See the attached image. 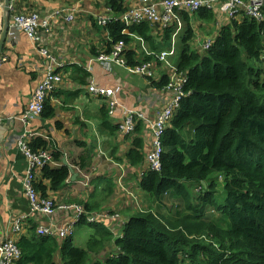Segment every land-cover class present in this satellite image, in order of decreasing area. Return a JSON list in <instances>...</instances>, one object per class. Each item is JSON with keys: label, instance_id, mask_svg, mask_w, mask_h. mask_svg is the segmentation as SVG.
Segmentation results:
<instances>
[{"label": "trees", "instance_id": "1", "mask_svg": "<svg viewBox=\"0 0 264 264\" xmlns=\"http://www.w3.org/2000/svg\"><path fill=\"white\" fill-rule=\"evenodd\" d=\"M125 2L108 0V7L122 16ZM20 5L16 3V12L23 11ZM33 10L34 6L28 8ZM216 20L217 13L206 9L183 15L175 64L178 73L187 75L186 96L164 132L160 171L145 167L151 138L144 133L143 121L137 125L134 148L127 159L132 170L146 169L143 177L134 175L133 188L140 191L148 211L131 215L118 239L106 227L89 226L82 218L78 227L94 228L84 248L76 245L75 237L57 240L39 236L37 226L45 219L35 214L16 240L21 251L17 264H59L57 260L60 264H264V66L260 61L264 21L245 17L225 22L218 30ZM211 25L218 33L209 29ZM104 29L110 40L105 38L93 55L110 54L116 44L125 42L127 65L154 62L156 75L149 81L159 92L166 89L173 72L148 56L140 40L150 52L159 53L171 46L175 26L163 29L143 22L127 27L113 22ZM200 36L202 43L213 38L210 49L199 45ZM8 52L5 49L4 54ZM72 69L84 83L87 73L80 67ZM55 117L49 98L41 119ZM102 122L104 132L117 134L106 107ZM56 128L63 129V124L57 122ZM29 145L33 152L48 148L43 138ZM87 160L90 157L80 159L81 169L89 166ZM39 174L36 189L58 202L71 177L70 168L47 165ZM190 183L201 189L193 193L188 189ZM100 184L102 181L97 190ZM112 186L106 188L109 194ZM219 193L221 201L216 197ZM166 197L173 206H165ZM90 205L86 206L89 212L99 209ZM214 212L219 215L210 218ZM111 243L119 252L100 260Z\"/></svg>", "mask_w": 264, "mask_h": 264}, {"label": "crops", "instance_id": "2", "mask_svg": "<svg viewBox=\"0 0 264 264\" xmlns=\"http://www.w3.org/2000/svg\"><path fill=\"white\" fill-rule=\"evenodd\" d=\"M17 3L21 4L22 12L28 11L30 6L43 13H50L59 6L75 9L76 23L68 25L62 21L54 22L51 33L43 32L49 48L55 55L69 62L62 74L63 84L49 97L56 109V117L52 120L43 121L41 117L34 116L26 122L22 121L45 71L44 60L24 34L15 44L6 45L9 60L2 68L0 89V117L4 119L0 131V242L6 238L17 240L18 236L13 233L12 225L17 219L26 218L24 225L31 219L28 218L30 205L23 187V178L30 164L19 147L22 137L25 136L29 144L36 138H43L48 143L47 149L55 156L49 166L59 169L64 167L66 161L69 168L77 174L75 180L71 178L67 181L59 196V204L78 201L85 207L91 204L90 206L99 209L104 206L116 209L122 203L119 191L116 193L117 179L121 171L125 168L129 173L127 180L131 178L133 182L134 175L137 174L127 159L129 152L134 148L136 135L124 137L117 132L115 136H109L103 131L102 114L107 103L90 95L88 86L92 82L100 87L121 86V103L129 108L147 112L151 122L156 111L161 108L160 93L157 88L152 87L149 81L151 78L131 76L123 68L110 73L98 62L91 64L89 69L88 62L94 57L95 49L101 48L105 38H108L105 29L97 23L98 16L106 14L110 9L108 0H58L56 5L44 0H17ZM209 29L216 31L212 25ZM202 38L204 39V36ZM198 39L199 45L203 47L201 36ZM76 67L87 73L84 83L81 82L79 73L73 71L72 68ZM118 116L117 119L110 117L111 123L117 128V123L122 118L120 112ZM9 117L17 119L9 121ZM57 122L63 124V129L57 130ZM148 143L147 146H150ZM57 154L60 155L58 160ZM82 157H90L86 169L79 166ZM145 167H148L147 163ZM37 175L40 176L39 173ZM85 176H88L90 181L86 180ZM99 181H102V184L97 190ZM109 184L114 185L111 195L106 189ZM137 192L141 195L140 191ZM107 196L109 197L106 200ZM167 200V197L164 198L166 207ZM100 203L102 204L99 206ZM152 203L151 200L150 205ZM169 205L173 203L169 202ZM82 228L84 227H78L77 232Z\"/></svg>", "mask_w": 264, "mask_h": 264}, {"label": "built area", "instance_id": "3", "mask_svg": "<svg viewBox=\"0 0 264 264\" xmlns=\"http://www.w3.org/2000/svg\"><path fill=\"white\" fill-rule=\"evenodd\" d=\"M53 5L58 4V0H44ZM12 18L10 30L8 34V44H15L22 34L26 35L34 44L36 52L44 60L43 67L45 71L41 76V80L31 97L28 105V110L22 121L26 122L34 116L41 117L45 109V104L49 97L57 92L58 88L63 84V71L69 66V62L61 56H56L49 48L47 39L43 34L51 33L54 22H65L68 25L76 23L75 9L56 7L50 13H43L39 9L32 12H16L17 0H12ZM126 11L122 16H118L111 11L100 15L97 18V23L100 27H107L113 22H123L127 27L143 22H149L153 26H160L163 29L174 27L175 33L172 35L171 46L159 53L150 52L145 46L143 48L148 56H154L164 68L173 72L172 77L166 87L160 93L161 108L156 111L154 120L151 122L145 111L141 109H132L124 106L121 103L122 87H100L92 82L88 86V93L94 98L103 99L106 101V108L111 118H119L118 113L122 115L118 125V132L124 137L133 136L136 134V128L140 121H143L145 127L144 133L150 136L151 140L148 143L149 151L147 161L150 171L161 170V156L163 153V136L164 132L176 115V112L181 106L183 98L186 96L184 86L187 83V75L178 73L175 58L177 56L178 46L177 38L184 28L183 15H193L200 10L206 9L217 13L216 26L218 30L222 28L225 22L232 20L240 21L245 17L251 20L262 23L264 21L263 8L264 0H126ZM2 20V6L0 3V30ZM218 33V31H215ZM128 34V31H124ZM107 37L109 35L107 34ZM213 38L210 37L203 44V49L211 48ZM125 42H119L113 48L111 53L98 52L97 55L88 62L90 65L98 62L105 70L113 73L118 68H123L131 76H140L143 78H154L155 63H142L137 67H129L125 60ZM9 60V56L3 54L0 56V89L2 86V68ZM260 61L264 66V51L260 57ZM61 71V72H60ZM150 108V106H146ZM17 117H9L8 120H16ZM4 119L0 117V131ZM25 137V136H24ZM22 137L19 141V147L24 155L29 160V169L23 178L24 195L30 205V214L32 217L35 214L42 216L45 221L38 224L36 232L39 236L51 237L57 240H65L71 237H76L78 225L81 219H86L89 225H100L111 229L112 220L107 219L94 212L87 211L86 207L78 203H62L55 201L53 198H45L36 189L35 184L39 180L38 173L45 166L50 165L54 161V155L48 149L33 152L29 143ZM148 168V167H147ZM96 170V169H95ZM141 177L145 174V169L134 170ZM129 173L124 168L117 179V185L120 191L124 192L128 197L135 198V207L138 211L146 212L149 206L144 203L143 198L140 201V196H136L133 187L128 186L126 180ZM72 178L71 177L69 180ZM85 179L90 181L88 176ZM68 180V181H69ZM90 183V182H89ZM88 185V183H87ZM132 205V204H131ZM113 221L122 230L126 222L123 219L113 217ZM26 218L17 219L12 225L13 233L17 236L21 233ZM119 237V238H121ZM119 250V249H118ZM119 252V251H118ZM116 252V253H118ZM113 257L115 253H111ZM110 255V254H109ZM21 258V251L13 238H6L0 242V264H17Z\"/></svg>", "mask_w": 264, "mask_h": 264}, {"label": "rangeland", "instance_id": "4", "mask_svg": "<svg viewBox=\"0 0 264 264\" xmlns=\"http://www.w3.org/2000/svg\"><path fill=\"white\" fill-rule=\"evenodd\" d=\"M129 177V176H128ZM127 183V187H134L135 186V181L133 182V179H129L126 181ZM198 184L195 183H190L188 184V189L191 191H193V193H197L199 191ZM197 188V189H196ZM119 191V194L117 193ZM197 191V192H196ZM116 193L119 195V197H121L122 203H120V207L119 208H112V207H108V206H104L102 207V209H99L97 211H95L97 214L101 215V216H105L107 219H111L112 223L111 225L113 226L111 229H108L109 232H111L115 239H118L119 237H121L120 233V226L115 223L113 220L114 218L117 219H123L125 222L129 221L130 216L135 214L136 212L138 213H146V212H141L138 211L135 207V202L136 199L135 198H131L128 197L124 192L120 191V189L118 188V190L116 191ZM136 196H141L139 195V192L135 191ZM111 195V194H110ZM109 195V196H110ZM107 196L105 199L107 200V198L109 197ZM220 201L222 200V194L219 193L218 196H216ZM139 200H142V196L139 198ZM144 203L146 204V201L143 199ZM105 202V201H104ZM169 200H167V204H169ZM102 204V203H101ZM132 204V205H131ZM177 204V203H175ZM169 206H173V205H169ZM178 208L182 207V203L180 202L179 204H177ZM129 209V211L127 212V210ZM154 212L157 213L156 209H154ZM208 214V212H207ZM213 215H210V218H216L214 215L218 216V212H214L212 213ZM77 234V238H76V245L79 247H86L87 243H88V239L89 237L94 234V228H89V227H84L80 230H78ZM110 248L106 251H104L101 255H100V260H103L105 258V256H108L111 253H115L116 252V248L113 246V243H111ZM57 262H59L60 264V260H57Z\"/></svg>", "mask_w": 264, "mask_h": 264}, {"label": "water", "instance_id": "5", "mask_svg": "<svg viewBox=\"0 0 264 264\" xmlns=\"http://www.w3.org/2000/svg\"><path fill=\"white\" fill-rule=\"evenodd\" d=\"M11 1L12 0L0 1L1 6H2V20H1V30H0V56L5 53L6 45L9 42L8 34L10 30L11 18H12V13H13ZM64 166L69 167L66 161L64 162ZM70 171L72 173V178L75 180L77 177V174L72 168H70Z\"/></svg>", "mask_w": 264, "mask_h": 264}, {"label": "clouds", "instance_id": "6", "mask_svg": "<svg viewBox=\"0 0 264 264\" xmlns=\"http://www.w3.org/2000/svg\"><path fill=\"white\" fill-rule=\"evenodd\" d=\"M201 188H199V190H200ZM149 206V205H148ZM89 226H92V225H89ZM116 248V247H115ZM119 250H118V248H116V252H118ZM115 252V253H116ZM109 256V255H108ZM107 257V256H106Z\"/></svg>", "mask_w": 264, "mask_h": 264}, {"label": "bare ground", "instance_id": "7", "mask_svg": "<svg viewBox=\"0 0 264 264\" xmlns=\"http://www.w3.org/2000/svg\"><path fill=\"white\" fill-rule=\"evenodd\" d=\"M204 10V9H203ZM29 143V142H28ZM31 148V147H30Z\"/></svg>", "mask_w": 264, "mask_h": 264}]
</instances>
